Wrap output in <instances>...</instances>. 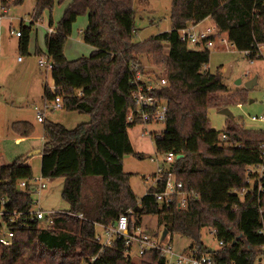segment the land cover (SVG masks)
<instances>
[{
  "label": "trees",
  "instance_id": "1",
  "mask_svg": "<svg viewBox=\"0 0 264 264\" xmlns=\"http://www.w3.org/2000/svg\"><path fill=\"white\" fill-rule=\"evenodd\" d=\"M2 1L9 8L24 3ZM65 1L36 0L32 22L19 26L21 56L29 55L34 22L56 2ZM81 15L88 18L82 39L92 50L88 56L69 60L64 47ZM135 16V0H69L55 32L45 36L46 53L36 50L53 65L54 89L46 87L47 101L60 96L63 109L88 114L90 119L71 129L44 120L41 175L63 180L61 197L73 215L57 214L49 226L30 220L22 226L9 223L14 236L9 246L0 243V264H164L155 250L138 256L136 262V255L127 253L125 240L119 237L100 251L95 223L109 225L124 213L130 228L141 226L143 214L156 216L158 226L168 230L164 240L171 242L179 235L189 240L186 249L214 253L220 264H258L264 245V177L249 172L251 182L247 169L264 165V131L248 129L230 118L231 124L222 132L211 127V108L245 103L246 96L224 84L220 69L206 71L210 50L183 43L180 31L211 18L218 35H226L238 51L253 50L256 44H264V0H172V30L141 42L134 41ZM49 24L52 27V20ZM143 62L160 66L165 76L156 70L152 74L168 82L153 91L168 108L165 130L153 134V140L158 153L182 155L168 168L185 190L197 193L184 209L177 198L170 207L160 205L154 197L158 188H150L138 199L131 174L124 170V158L138 155L128 130L154 122L151 118L128 121L136 107L131 64L143 69ZM11 129L19 137L34 133L27 121L14 122ZM32 177V166L22 158L1 167L0 199L7 200L9 212L33 209L30 186L19 187ZM137 206L141 210L133 212ZM206 228L215 230V238L222 241L219 249L210 250L202 242Z\"/></svg>",
  "mask_w": 264,
  "mask_h": 264
},
{
  "label": "rangeland",
  "instance_id": "2",
  "mask_svg": "<svg viewBox=\"0 0 264 264\" xmlns=\"http://www.w3.org/2000/svg\"><path fill=\"white\" fill-rule=\"evenodd\" d=\"M68 1L66 0L62 4L56 2L51 11L45 10L39 18L40 20H36L38 23L33 24L32 42L29 48L30 55L24 57L18 53L16 41H9V27L19 28L21 22L28 25L31 23L30 13L33 10L34 0H24V3L20 6H11L8 17L0 21V151L3 154V159L10 162L18 158L25 161L32 159L30 164L33 169V179L42 177L41 164L38 154L33 156H29V154L42 149L44 141L41 137L43 125L42 122H38L36 119L34 102L31 97L35 94L36 85L39 83L40 88L45 83L53 90L51 71L39 67L38 60L41 56L35 54V44L38 43L42 52L46 53L44 40L48 32L47 27L50 26L49 22L52 20V27L56 29ZM171 2L172 0H135V42H141L154 33L161 32L171 26ZM87 21V16L81 15L73 25L72 33L64 47V54L69 60L77 59L83 55L88 56L91 52V46L84 43L82 39V31L87 26ZM204 26L213 27L212 19H205ZM11 37L16 38L15 36ZM220 46V41L217 40L215 47L209 49L210 61L205 67L206 71L214 72L220 69L223 82L229 89L233 91L239 89L245 93V103L242 102L228 107L234 115V121L248 129L264 131V120L262 119L264 117V61L255 60L251 63L245 54L235 47L225 50ZM19 57H22L23 60L18 61ZM142 67L146 74H152V70H156L160 75L165 76L163 72L159 71L160 66L143 62ZM155 75L153 76L156 77L157 75ZM37 76L39 80L37 78L33 82L34 77ZM255 77H257V84L250 90L246 89L244 84ZM238 80H241L240 85L237 84ZM27 94L29 100H27ZM34 96L36 97V95ZM50 103L53 105L54 102ZM20 104L21 109H17ZM39 105H42L40 108L43 109V104ZM51 106L48 104L45 109L46 119L61 123L67 128H74L78 124L88 122L90 119L88 114L67 111L63 108L53 109ZM252 116L259 118V120H252ZM22 117L34 123L35 135L19 137L9 128L12 121L23 119ZM208 118L211 127L219 132L224 131L231 124L228 117L221 114L216 108L209 110ZM164 130L165 125L161 122L140 123L128 130L138 155L126 156L123 160V166L125 172L131 174V187L138 199H141L152 185V178L157 164L152 162L151 158L157 157L160 162L163 161V157L155 147L153 134L161 133ZM16 138L21 139L16 140ZM249 172H254V169L250 167L247 169V178L252 182ZM43 179L46 187L39 193L35 190L32 192L33 210L42 209L48 212L69 208V204L61 197L63 180L61 178ZM20 190H24V188L20 187ZM141 226L152 235L159 232L161 236L164 229L158 226L156 216L146 214L141 215ZM96 232L103 235L102 230L97 226ZM173 239L175 247L180 239L184 243L188 242L187 239L179 235H174ZM165 242H170V238H166ZM202 242L210 250L220 248L210 229L202 230ZM133 259L136 262L139 261L138 256H134Z\"/></svg>",
  "mask_w": 264,
  "mask_h": 264
},
{
  "label": "built area",
  "instance_id": "3",
  "mask_svg": "<svg viewBox=\"0 0 264 264\" xmlns=\"http://www.w3.org/2000/svg\"><path fill=\"white\" fill-rule=\"evenodd\" d=\"M6 2L10 1L7 0ZM9 9L10 8L6 6L5 1L3 2L1 0L0 21L8 17ZM53 32H55V29L53 27H48V33L51 34ZM21 33L22 31L20 28H13L12 26L9 27V34L11 36L20 38L22 36ZM212 37L215 38L212 39ZM180 39L183 43L189 46L200 45L201 48H213L215 47L217 40L220 41V47L225 50H230L232 47H234V45L229 42L226 35H218L214 25L213 27L208 26L205 28H197L196 24H190L180 31ZM243 53L251 63L255 60L264 61V44H256L253 50H246L243 51ZM18 60L22 61L23 58L19 57ZM38 65L40 68H45L50 71L53 67L51 60L47 57H40L38 60ZM131 71L134 73L132 83L136 85V89L133 93L136 107L135 110L129 113L128 121L134 122L135 118H140L142 121H146L151 118L154 122L165 123L168 110L167 105L166 103H163V101L158 100L157 97L153 95V91L166 86L168 84L167 79L165 77L158 78L157 76L154 77L152 74H146L138 64H131ZM53 102L54 103L51 106L53 109L63 108L62 99L60 96L56 97ZM46 108L47 106H45L43 109L37 106L35 107L36 118L38 122H44ZM262 119L264 120V117ZM252 120H259V118L252 116ZM221 138L226 140L227 135L223 134ZM159 154L163 157V161L160 162L157 157L151 158V161L157 164L155 174L152 178L151 188L159 189L154 192V197L160 205L165 207H170L177 198L179 208L184 209L187 206L188 200L191 197H197V193L194 191L185 190L183 182L178 180L176 174L169 170L168 166L174 162L178 155L174 154L173 152ZM249 167L254 169V172L259 174L260 179L264 177V165ZM43 178V176L41 178L35 179L32 177L28 182L21 181L19 183V187L26 189L29 185L32 192L35 190L39 193L46 187V183L44 182ZM148 192L149 190L147 193ZM245 192V189H243L240 194L243 195ZM6 204L7 200L5 198H1L0 243L4 246H9L11 244V239L14 236V229L13 227L9 226V223H17L19 226H22L25 224V222H27L26 220H30L39 221L42 223V225L49 226L53 224L54 216L57 214L73 215L68 211L47 212L42 209H37L35 211L32 209L26 213L17 212L16 210L9 212L5 207ZM76 216L83 218L82 214H78ZM20 218H23L21 222ZM129 223L130 221L126 213L120 215L115 222L109 225L95 223V225L103 232V235L96 232V242L101 245L100 251H102L105 247L110 246L113 240L119 237L125 240L127 253L131 255L134 254L136 256H142L149 251L155 250L158 251L161 257L164 259V264H220V262H218L215 258L214 253H199L197 249H186L184 251H179L172 244V242H165V240L162 239L160 235H152L148 233L142 226L130 228ZM211 233L216 236L215 230H212ZM218 243L220 246H222V241H219ZM261 257H264V245L263 254ZM94 260L95 258H91V261ZM263 263L264 259L262 260V264ZM231 264L236 263L233 261Z\"/></svg>",
  "mask_w": 264,
  "mask_h": 264
},
{
  "label": "crops",
  "instance_id": "4",
  "mask_svg": "<svg viewBox=\"0 0 264 264\" xmlns=\"http://www.w3.org/2000/svg\"><path fill=\"white\" fill-rule=\"evenodd\" d=\"M0 2H1V0H0ZM35 2H36V0H34V4H33V9H34V6H35ZM33 11V10H32ZM32 13V12H31ZM30 13V14H31ZM207 19V18H206ZM204 21L205 20H203L202 22H200V23H198V24H196L197 25V28H205V26H204ZM88 22V21H87ZM20 24H23L22 22L20 23ZM24 25H28V24H24ZM171 25V24H170ZM49 26V25H48ZM50 27V26H49ZM208 27V26H207ZM47 30H48V27H47ZM172 30V27L171 26H169L168 28H166L165 30H162L161 32H166V31H171ZM48 33V32H47ZM158 33H160V32H157V33H154L153 35H156V34H158ZM152 35V36H153ZM9 37V41H16V45H17V50H18V45H19V38H14V37H11L10 35H8ZM46 36V35H45ZM151 37V36H150ZM146 39H148V38H146ZM36 41H37V34H36ZM45 41V40H44ZM31 42H32V37H31V40H30V44H29V48H30V45H31ZM35 52H36V50L37 49H40L41 50V48L38 46V43H36L35 44ZM47 50V49H46ZM91 50H92V47H91ZM42 51V50H41ZM29 55H30V53H29ZM1 56V55H0ZM27 56V55H26ZM83 56H85V55H83ZM24 57V56H23ZM19 61V60H18ZM35 79L33 80V82H35V80L37 79V80H39V77L37 76V77H34ZM43 83V82H42ZM46 87H49V85L48 84H42V86H41V88H40V83L39 84H37L36 85V90H35V94L34 95H36V97L33 95V97H31V99L33 100V106H34V109H35V107L37 106H39V107H42V105H39V104H43V108L45 107V106H47L48 104H49V106H51L52 104L50 103V102H53V101H47V99H46V97H45V90H46ZM50 88V87H49ZM53 88H54V81H53ZM51 89V88H50ZM28 93V92H27ZM27 100H29V96H28V94H27ZM37 100H39V101H37ZM21 104L20 105H18L17 106V109H21ZM35 112H36V110H35ZM24 116H25V114H23ZM23 119H17V120H14V121H12L10 124H9V128H11V126H12V124L14 123V122H17V121H27V122H30V123H32L33 124V126H34V123L32 122V121H30V120H27L25 117H22ZM37 119V118H36ZM45 120H47L46 119V117H45ZM48 121H50V120H48ZM54 122V121H53ZM56 123H58V122H56ZM61 124V123H60ZM42 125H43V122H42ZM34 131H35V128H34ZM32 135H35V133H33ZM37 136H39V135H37ZM41 137L43 138V145H44V143H45V136H44V130H43V126H42V129H41ZM130 137V136H129ZM21 138H16V140H20ZM130 140H131V138H130ZM131 143H132V141H131ZM132 146H133V143H132ZM42 149H43V147H42ZM42 149H40L39 150V154H38V157H39V159H40V163H41V152H42ZM133 149H134V151L136 152V150H135V148H134V146H133ZM37 151V150H36ZM36 151H33V152H31L30 154H29V156H33V155H36L34 152H36ZM4 157H3V154H2V152L0 151V169H1V167L2 166H4V165H6V164H9V163H11L10 161H8V160H5V159H3ZM32 159H29V161H25V164H28V165H31L30 164V161H31ZM14 161V160H13ZM156 171V170H155ZM155 171H154V174H155ZM52 180V179H51ZM68 209L69 208H67V209H61V210H52V211H57V212H63V211H68ZM186 239V238H185ZM173 238H172V244H173ZM188 240V239H187ZM189 246V240H188V242H186V243H184L181 239H180V241L178 242V245L176 246V249L177 250H179V251H184V250H186V248Z\"/></svg>",
  "mask_w": 264,
  "mask_h": 264
},
{
  "label": "water",
  "instance_id": "5",
  "mask_svg": "<svg viewBox=\"0 0 264 264\" xmlns=\"http://www.w3.org/2000/svg\"><path fill=\"white\" fill-rule=\"evenodd\" d=\"M257 77L253 78L252 80L246 82L244 84V87L248 90L252 89L256 84H257ZM237 84L240 85L241 84V80L237 81ZM252 102V100H251ZM219 112L225 116H227L228 118H230L231 120H235L233 113L231 112V110L228 107L222 108L219 110ZM35 154H39V150H37L36 152H34ZM182 155H178L177 158H181ZM141 207L137 206L133 212H137L140 211ZM168 234V230L167 229H163V233H162V238L164 239ZM264 259V257H260L258 259V264H262V260Z\"/></svg>",
  "mask_w": 264,
  "mask_h": 264
}]
</instances>
